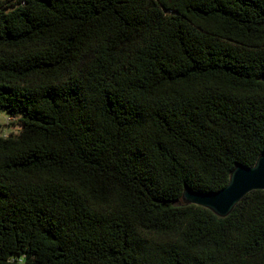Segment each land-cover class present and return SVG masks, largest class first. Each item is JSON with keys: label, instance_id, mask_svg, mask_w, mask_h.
Returning <instances> with one entry per match:
<instances>
[{"label": "trees", "instance_id": "trees-1", "mask_svg": "<svg viewBox=\"0 0 264 264\" xmlns=\"http://www.w3.org/2000/svg\"><path fill=\"white\" fill-rule=\"evenodd\" d=\"M263 77L264 0H0V264H264L263 189L182 203L264 154Z\"/></svg>", "mask_w": 264, "mask_h": 264}, {"label": "water", "instance_id": "water-1", "mask_svg": "<svg viewBox=\"0 0 264 264\" xmlns=\"http://www.w3.org/2000/svg\"><path fill=\"white\" fill-rule=\"evenodd\" d=\"M256 189L264 190V154L252 166L236 164L227 185L218 191H199L186 186L182 203L201 205L220 217H226L249 192Z\"/></svg>", "mask_w": 264, "mask_h": 264}, {"label": "rangeland", "instance_id": "rangeland-1", "mask_svg": "<svg viewBox=\"0 0 264 264\" xmlns=\"http://www.w3.org/2000/svg\"><path fill=\"white\" fill-rule=\"evenodd\" d=\"M21 114H15L6 108L0 110V135L8 136L16 134L15 129L22 128V123L20 122Z\"/></svg>", "mask_w": 264, "mask_h": 264}, {"label": "clouds", "instance_id": "clouds-1", "mask_svg": "<svg viewBox=\"0 0 264 264\" xmlns=\"http://www.w3.org/2000/svg\"><path fill=\"white\" fill-rule=\"evenodd\" d=\"M14 131H16L17 133H19V131H20V129H15ZM7 137H5V139H6Z\"/></svg>", "mask_w": 264, "mask_h": 264}]
</instances>
